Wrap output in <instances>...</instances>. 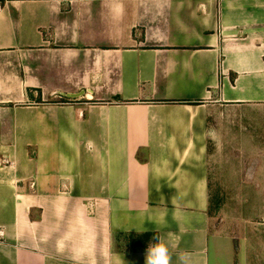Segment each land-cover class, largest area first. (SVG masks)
Returning <instances> with one entry per match:
<instances>
[{
    "label": "crops",
    "instance_id": "obj_1",
    "mask_svg": "<svg viewBox=\"0 0 264 264\" xmlns=\"http://www.w3.org/2000/svg\"><path fill=\"white\" fill-rule=\"evenodd\" d=\"M218 141L264 197V0L0 1V264H264L210 229Z\"/></svg>",
    "mask_w": 264,
    "mask_h": 264
},
{
    "label": "rangeland",
    "instance_id": "obj_2",
    "mask_svg": "<svg viewBox=\"0 0 264 264\" xmlns=\"http://www.w3.org/2000/svg\"><path fill=\"white\" fill-rule=\"evenodd\" d=\"M235 146L218 141L215 150H209L210 229L230 240L237 253L241 248L254 256L261 249L256 239L264 235V197L254 195V182L241 180L245 165L238 163L240 150Z\"/></svg>",
    "mask_w": 264,
    "mask_h": 264
},
{
    "label": "clouds",
    "instance_id": "obj_3",
    "mask_svg": "<svg viewBox=\"0 0 264 264\" xmlns=\"http://www.w3.org/2000/svg\"><path fill=\"white\" fill-rule=\"evenodd\" d=\"M154 241L148 247L145 264H171L170 241L158 234L154 237ZM189 259L188 253H181L179 256L182 264H188Z\"/></svg>",
    "mask_w": 264,
    "mask_h": 264
},
{
    "label": "trees",
    "instance_id": "obj_4",
    "mask_svg": "<svg viewBox=\"0 0 264 264\" xmlns=\"http://www.w3.org/2000/svg\"><path fill=\"white\" fill-rule=\"evenodd\" d=\"M1 2H3V0H0Z\"/></svg>",
    "mask_w": 264,
    "mask_h": 264
},
{
    "label": "water",
    "instance_id": "obj_5",
    "mask_svg": "<svg viewBox=\"0 0 264 264\" xmlns=\"http://www.w3.org/2000/svg\"><path fill=\"white\" fill-rule=\"evenodd\" d=\"M72 96V95H71Z\"/></svg>",
    "mask_w": 264,
    "mask_h": 264
}]
</instances>
